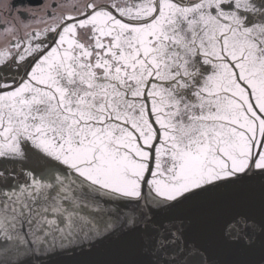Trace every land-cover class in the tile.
<instances>
[{"label": "snow or ice", "instance_id": "1", "mask_svg": "<svg viewBox=\"0 0 264 264\" xmlns=\"http://www.w3.org/2000/svg\"><path fill=\"white\" fill-rule=\"evenodd\" d=\"M0 264H264V0L0 4Z\"/></svg>", "mask_w": 264, "mask_h": 264}, {"label": "flooded vegetation", "instance_id": "2", "mask_svg": "<svg viewBox=\"0 0 264 264\" xmlns=\"http://www.w3.org/2000/svg\"><path fill=\"white\" fill-rule=\"evenodd\" d=\"M12 2L16 4H27L32 9L41 10L43 5L51 4L53 0H12ZM56 2H60V0H56ZM2 3H8V0H0V4Z\"/></svg>", "mask_w": 264, "mask_h": 264}]
</instances>
